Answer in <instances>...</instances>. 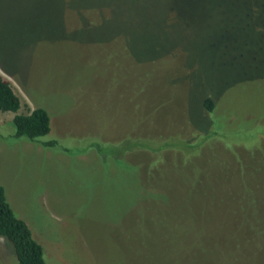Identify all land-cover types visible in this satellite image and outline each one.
Returning a JSON list of instances; mask_svg holds the SVG:
<instances>
[{
    "label": "rangeland",
    "instance_id": "obj_1",
    "mask_svg": "<svg viewBox=\"0 0 264 264\" xmlns=\"http://www.w3.org/2000/svg\"><path fill=\"white\" fill-rule=\"evenodd\" d=\"M0 77L49 117L30 142L0 112L45 264H264V0H0Z\"/></svg>",
    "mask_w": 264,
    "mask_h": 264
},
{
    "label": "trees",
    "instance_id": "obj_2",
    "mask_svg": "<svg viewBox=\"0 0 264 264\" xmlns=\"http://www.w3.org/2000/svg\"><path fill=\"white\" fill-rule=\"evenodd\" d=\"M143 2V0H140ZM179 1H171L167 7H171L172 3ZM181 3V2H180ZM183 4H185L182 1ZM181 3V5H182ZM186 4L184 5V7ZM203 109L207 113L213 110V104L210 98H206L202 103ZM20 108V102L13 93L9 83L0 77V112L12 113L11 124L14 128L16 137H23L30 142L36 141L40 137H44L49 133V117L42 108H34L29 114H17ZM42 147H55V141L41 143ZM139 144L138 147H141ZM148 145L141 147L147 148ZM180 148L183 152L191 150V146L175 142H165L160 149L164 148ZM139 148V149H141ZM126 149V148H125ZM127 149H133L128 147ZM151 150H159L151 146ZM196 149L193 148L191 152ZM121 150V149H120ZM188 154V153H186ZM0 238L4 239L12 247L16 264H45L43 252L40 245L32 238L31 233L26 224L18 219L12 212L10 206L5 200L3 187L0 185Z\"/></svg>",
    "mask_w": 264,
    "mask_h": 264
}]
</instances>
